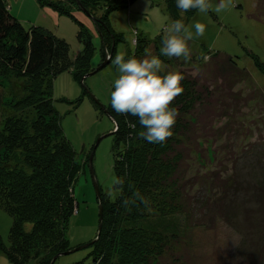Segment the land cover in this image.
<instances>
[{
	"label": "trees",
	"instance_id": "obj_1",
	"mask_svg": "<svg viewBox=\"0 0 264 264\" xmlns=\"http://www.w3.org/2000/svg\"><path fill=\"white\" fill-rule=\"evenodd\" d=\"M37 1L59 14L72 15L74 7L86 11L99 34L103 60L111 61L109 54L115 57L122 36L111 28L109 13L125 9L134 0ZM163 2L172 20L185 23L196 13L192 9L181 16L176 0ZM11 7L7 0H0V74L10 72L23 79V85L11 96L0 89V207L12 218L8 243L0 238V249L10 264H50L57 254L76 247L66 233L85 167L64 134L54 107L53 82L60 72L68 71L83 83L84 75L94 69L90 61L95 46L80 21L76 37L81 48L73 52L68 41L51 30L40 25L25 27ZM255 10L253 16L264 21V0H255ZM162 36L151 40L135 31L133 49L129 46L126 55L143 58L145 49L160 55ZM160 58L168 66L165 71L178 69L185 77L184 91L171 105L179 115L170 138L149 143L138 136L144 130L138 118L116 113L111 102L105 108L115 120L113 129L118 128L110 134L112 173L123 177L125 185L122 196H108L98 185L102 216L96 240L88 245L92 264H161L168 257L187 264L189 232L213 228L219 221L233 224L237 214L254 221L255 232L264 234V165L259 164L257 172L227 169L226 163L223 170H190L191 156L203 157L200 140L210 135L216 143L219 133L227 135L228 145L219 144L216 156L226 150L235 160L244 153L238 141V117L244 105L264 103V86L256 87L249 70L239 67L227 53L201 54L204 67L195 73L183 62L175 66L168 57ZM253 60L264 74V61ZM240 82L253 88L241 94L236 89ZM128 121L135 123L134 130ZM137 189L149 199L151 211L139 202L123 205V199ZM247 193L254 197L252 205L241 199ZM235 258L230 264H264V248L257 244Z\"/></svg>",
	"mask_w": 264,
	"mask_h": 264
},
{
	"label": "rangeland",
	"instance_id": "obj_2",
	"mask_svg": "<svg viewBox=\"0 0 264 264\" xmlns=\"http://www.w3.org/2000/svg\"><path fill=\"white\" fill-rule=\"evenodd\" d=\"M7 3L10 7L12 5L10 10L25 27L40 25L51 30L57 36L66 39L73 52L81 48V43L76 37L78 21H80L92 34L94 41L91 66L96 68L102 62L99 34L92 17L82 10L74 7L71 9L72 15H64L48 6H41L37 0H7ZM210 3L214 9L219 0H210ZM213 9L205 13L196 10L193 17L185 22V25L190 28L196 21L206 25L202 37L189 41L192 62L187 63L183 57L169 58L170 61H174L175 66L183 62L185 68L191 67L192 72L195 73L202 69V66L204 67L202 65L204 62L199 58L201 54L211 51L227 53L234 57L239 67H246L249 70L256 87H263L264 74L253 60L255 58L264 61V21L253 16L256 11L255 0H233V5L219 14ZM108 17L113 31L122 36L117 41L114 55L117 52L126 53L129 46L133 49L135 31L154 40L160 34L163 35V27L172 21L163 0H134L125 9L111 11ZM192 31L194 33V28ZM117 75L116 67L109 61L96 73L85 77L83 83L68 71L60 72L53 82L54 107L60 116L64 134L77 152L79 161L85 164L76 188V211L69 219L66 233L73 247L94 239L98 228L99 205L90 164L97 186L100 184L99 186L106 192L113 177L112 136L106 135L113 129V121L103 108L110 103V93ZM22 85L23 79L14 74L10 72L0 74V89L6 96H11L14 89L18 92ZM252 88V85L245 82L236 85V89L241 94H246ZM238 124L241 132L239 146L244 153L235 159L237 164L234 158L228 157L226 150L224 154L218 153L216 156L220 148L217 147L219 144L228 145L227 135L223 131L217 135L219 136L217 143L213 135L200 140L203 145V157L199 156L198 159L195 155L191 156V172L223 170L225 163L227 169L235 168L239 171L237 168H240L242 172L251 170L257 172L260 168L259 164L264 165L263 101L244 105L238 117ZM222 134L225 135V140L221 139ZM99 138L101 139L97 144ZM224 173L227 174V172ZM254 191L258 192V190ZM241 197L243 200L247 199L250 205L254 203V197L251 194L247 193ZM11 224V216L0 207V238L5 244L8 243ZM228 224L219 221L215 222V228L197 227L191 230L186 239L189 257L187 264H230L232 258L240 259V254L257 244L264 248V234L255 232L254 221H246L242 214H237L234 223L229 224L230 226ZM210 226L213 224L211 223ZM90 251L91 247L87 246L72 253L60 255L54 264H92ZM177 261V257L173 259L168 257L164 258L161 264L165 262L177 264ZM0 264H10L2 249H0Z\"/></svg>",
	"mask_w": 264,
	"mask_h": 264
},
{
	"label": "clouds",
	"instance_id": "obj_3",
	"mask_svg": "<svg viewBox=\"0 0 264 264\" xmlns=\"http://www.w3.org/2000/svg\"><path fill=\"white\" fill-rule=\"evenodd\" d=\"M232 5L233 0H219L213 9L210 0H176L181 16L192 9L200 13L213 9L219 14ZM192 28L195 30L194 33ZM205 30L206 25L200 21H196L190 28L185 25L183 19L172 20L162 29L160 55L168 58L183 57L187 62L192 55L189 41L202 37ZM160 55H154L147 49L143 58H138L135 54L117 52L113 59L109 54V59L118 73L110 93L111 107L120 115L138 118L144 129L138 136L149 143H163L173 135L172 129L179 113L171 105L184 91L181 82L185 77L178 69L168 68L165 71L168 66L163 63ZM128 126L135 129V123L132 121H128ZM114 130L118 131V128ZM124 185L123 177L113 176L106 194L122 196L121 189ZM128 187L131 189L133 186ZM137 202L145 205L148 211L152 210L149 199L138 189L132 191L130 196L122 201L125 207L136 205Z\"/></svg>",
	"mask_w": 264,
	"mask_h": 264
},
{
	"label": "water",
	"instance_id": "obj_4",
	"mask_svg": "<svg viewBox=\"0 0 264 264\" xmlns=\"http://www.w3.org/2000/svg\"><path fill=\"white\" fill-rule=\"evenodd\" d=\"M83 10H84V8H82ZM85 11V10H84ZM86 12V11H85ZM88 14V13H87ZM108 57V56H107ZM109 62V60H108V58H106L105 60H103L102 62H101V64H99L96 68H94L92 71H90V72H88L87 74H85L84 75V77H87V76H89V75H91V74H93V73H96L98 70H100L101 68H103L107 63ZM104 109V111L106 112V114L111 118V120L115 123V120H114V118L109 114V112L105 109V108H103ZM114 129H116V128H114ZM111 130L108 134H106V135H110V134H112L115 130ZM100 139L101 138H99L98 140H97V144L99 143V141H100ZM93 154V153H92ZM92 154H91V156H90V158H89V162L91 163V158H92ZM90 172H91V177L93 178V185H94V188H95V191H96V195L97 196H99L98 194V186H97V182H96V180H95V178L93 177V170H92V168H91V164H90ZM99 202V210H98V228H97V234L99 233V230H100V225H101V216H102V208H101V202H100V200L98 201ZM93 240H96V237L93 239ZM91 242H88V243H85V244H83V245H78V246H76V247H74V248H72V249H70V250H67V251H64V252H61V253H59V254H57L55 257H53V259L51 260V263L50 264H53L54 263V261H55V259H56V257H58V256H60V255H66V254H69V253H72V252H74V251H77V250H79V249H81V248H84V247H87L89 244H90Z\"/></svg>",
	"mask_w": 264,
	"mask_h": 264
}]
</instances>
